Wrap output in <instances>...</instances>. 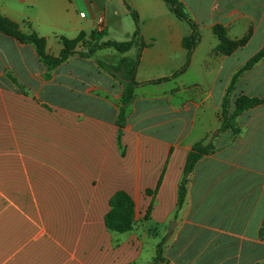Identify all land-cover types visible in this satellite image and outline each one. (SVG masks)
Instances as JSON below:
<instances>
[{
  "label": "crops",
  "instance_id": "0c3cea01",
  "mask_svg": "<svg viewBox=\"0 0 264 264\" xmlns=\"http://www.w3.org/2000/svg\"><path fill=\"white\" fill-rule=\"evenodd\" d=\"M179 1L199 27V41L186 69L169 81L149 84L171 77L186 61L182 40L190 28L162 0H0V14L23 33L44 38L51 56L61 51V37L72 40L83 34L89 40L93 31L104 30L103 41H127L135 27L125 2L139 16L146 45L118 143L122 85L95 59L106 49L90 58L71 56L44 80L45 68L34 48L0 33V111L5 94L17 103L11 119L12 171L23 172V188H31L39 101L55 112L59 124V143L54 144L59 153L42 161L59 163L60 169H49L62 179H75L77 203L101 205L82 216L96 223L77 224L73 235L67 218L58 213H46L49 222L44 224L37 222L42 219L36 212H5L0 180V264H152L160 243L161 264H264V103L237 118L239 136L218 133L220 105L232 75L264 44V0ZM217 25L231 41L248 37L246 44L231 55L220 54L213 34ZM253 44L255 52L236 64ZM137 50L133 46L117 53L116 64L134 58ZM229 66V81L220 84ZM36 81L42 87L58 86L59 105L51 109L41 100ZM233 93L264 100V58L239 78ZM21 103L26 107L22 114ZM211 135L215 152L196 164L176 211L187 154ZM19 186L13 181L14 188ZM117 191L134 203L133 228L123 234L109 232L104 224ZM26 193L7 198L17 204L67 202Z\"/></svg>",
  "mask_w": 264,
  "mask_h": 264
},
{
  "label": "trees",
  "instance_id": "16d2710c",
  "mask_svg": "<svg viewBox=\"0 0 264 264\" xmlns=\"http://www.w3.org/2000/svg\"><path fill=\"white\" fill-rule=\"evenodd\" d=\"M162 1L167 5L169 11L177 20L186 22L190 28V34L184 37L182 40V47L186 51V61L184 66L171 77L150 81L148 82L149 84H157L169 81L186 69L193 50L195 49L200 38L199 27L188 16L184 5L179 0ZM125 5L135 27L132 36L127 41H103L104 37L107 36V33L104 30L93 31L89 40H85V36L83 34H80L72 40L61 37L60 42L62 49L58 56H51L47 54L46 40L44 38L39 37L35 32L23 33L19 30L17 24L0 14V33L14 38L21 44L31 45L34 48L37 59L45 68V73L43 76L44 80H49L53 71L63 64L69 57L75 54H78L84 58H90L99 50L113 49L119 54H124L129 52L133 46L138 47L134 58L123 57L116 65H107L103 62H99V66L107 71L113 78L118 80L122 85L119 114L116 121L119 129L117 136L118 143L120 142V135L126 123V108L132 102L134 89L136 86H138V83L135 81V73L139 64L141 51L146 46L140 32V22L137 12L126 2ZM213 34L219 41L217 51L225 56L231 55L233 52L243 47L248 40V37L237 41H231L227 39L225 29L219 25L213 28ZM79 47H82L83 51H77V48ZM263 58L264 44L255 55H253L232 75L220 105V132L230 129L231 123L246 111L264 103V100L260 98L242 95L235 99L233 110L230 111L232 93L235 90L239 78L244 73L251 70ZM234 131L235 133H238V130ZM204 141L205 140L195 143L187 154L183 173L178 184L176 211L182 207L185 201L188 178L193 172L196 164L202 157L215 152V146L213 143H205ZM109 207L110 209L104 217L106 229L109 232L119 234L131 231L134 225V203L131 197L124 191H117L110 198ZM162 245L163 243L157 245L155 259L152 264H161L163 262Z\"/></svg>",
  "mask_w": 264,
  "mask_h": 264
},
{
  "label": "rangeland",
  "instance_id": "374dc122",
  "mask_svg": "<svg viewBox=\"0 0 264 264\" xmlns=\"http://www.w3.org/2000/svg\"><path fill=\"white\" fill-rule=\"evenodd\" d=\"M136 11V10H135ZM130 15V14H129ZM131 23L134 24L131 16H130ZM140 22V32H141V21ZM184 26H187L186 22H182ZM142 35V33H141ZM255 44L251 45L247 51L244 52V56L240 59L236 64L240 62H244L247 58L251 56L256 49ZM78 49V48H77ZM110 53H112L110 56ZM116 52L113 49H106L101 51L95 56V59H99L100 61L116 64ZM41 67V64H37ZM239 66V65H238ZM232 71V67L229 66L227 68V74H224L220 77V84L222 83L225 85L226 82L229 81L230 74ZM228 80V81H227ZM36 90L40 92V98L43 102H45L50 108L52 109L53 105H59L60 103V89L58 86H52L51 84H47L45 86H41L37 81L35 82ZM232 93L230 111L233 110L235 99L242 95H234ZM16 100L14 96L11 95H4V108L2 112L0 111V180L3 181V195L5 198V203L3 204V208L5 212H36L37 215L40 214L42 220H38L39 223L47 224L49 221L44 219L47 218L46 213H53L52 215H56L58 213L61 217L67 218L69 234H71L72 230H75L76 225L82 224L85 228L89 223H96L94 220H87L82 219V216L86 211H90L94 208H100L101 205H94V204H81L77 203L79 199L76 195L77 188H76V181L75 179L65 180L60 178L61 173L54 172L50 170L51 167H56L60 169L59 163L58 165L54 164L53 162L50 164L48 162H43L44 157H49L52 153H59L58 147H54L56 141L59 140V124L58 121L55 122L54 120L56 114L55 112H48L44 108L41 107V103L37 101L36 104V173L35 177L33 175L30 183L31 188L26 189L23 188L25 184H27V179L23 172H13L11 164V154L13 152V132L11 126V119L13 116L16 115ZM21 112L25 110V105L21 103ZM47 107V106H46ZM48 108V107H47ZM3 118V119H2ZM261 120V118L257 119V121ZM246 123V121H243ZM234 130H238V133H235ZM228 131L231 136L237 137L240 135V128L237 124V119L231 123V128L224 130L222 132ZM264 131V128L262 129ZM218 133H221L220 131ZM233 137V138H234ZM220 144L222 140H218ZM205 143L214 142L213 135H211L208 139L204 141ZM59 143V142H58ZM214 145V143H213ZM255 155L254 153L251 154L253 158ZM3 163V165H2ZM75 164H73V167ZM3 168V170H1ZM74 174V173H73ZM13 181L19 183L18 188L13 187ZM28 192L29 195H34L37 199H50V200H65L67 202L63 203H36V204H17L11 203V196L16 195H25ZM47 196V198H43ZM29 207V208H28ZM78 227V226H77ZM74 235V231H72ZM86 239V235L84 236ZM71 236H69V240Z\"/></svg>",
  "mask_w": 264,
  "mask_h": 264
},
{
  "label": "water",
  "instance_id": "95a60500",
  "mask_svg": "<svg viewBox=\"0 0 264 264\" xmlns=\"http://www.w3.org/2000/svg\"><path fill=\"white\" fill-rule=\"evenodd\" d=\"M173 224H174V222H170L169 223V231H168V233H171V231L173 229Z\"/></svg>",
  "mask_w": 264,
  "mask_h": 264
}]
</instances>
